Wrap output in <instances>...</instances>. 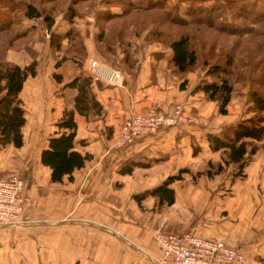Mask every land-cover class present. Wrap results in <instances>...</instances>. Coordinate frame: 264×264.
<instances>
[{
  "label": "crops",
  "instance_id": "0c3cea01",
  "mask_svg": "<svg viewBox=\"0 0 264 264\" xmlns=\"http://www.w3.org/2000/svg\"><path fill=\"white\" fill-rule=\"evenodd\" d=\"M79 16L73 21L55 18L52 31L72 30L75 35L71 41L66 37L61 48L52 45L42 17L24 16L20 31L29 32L27 45L7 50L11 61L24 66L37 60L38 65L21 91L27 116L24 142L0 148V176L17 172L26 181L19 223L0 224V264H159L153 237L159 226L225 239L245 249L247 264H264V149L238 173L232 163H225L223 149L212 148L209 138L254 115L249 85L236 84L228 111L222 113L218 101L208 99L204 91H193L205 70L200 66L177 70L171 61V43L152 33L153 23L146 28L132 24L124 36H113L106 28L108 38L99 40L96 16ZM77 40L83 43L84 54L70 50ZM93 58L120 67L125 85L94 78L93 91L102 113L75 112V149L89 157L72 178L66 175L53 181L42 151L52 135L67 130L58 123L65 107L74 104L77 89L66 84L78 75H91ZM177 103L199 119L117 145L126 117L170 112ZM209 161L221 162L225 169L209 174ZM171 175L179 176L169 183L175 200L160 207L151 190ZM34 203L45 218L54 220L48 225L52 229L38 236L41 241L49 237V242L35 245L32 236L23 242L20 233L9 239L20 223L30 225L36 219ZM26 229L30 233L33 228ZM49 243H54L53 259L46 255ZM36 247L42 253L32 258L27 251Z\"/></svg>",
  "mask_w": 264,
  "mask_h": 264
},
{
  "label": "trees",
  "instance_id": "16d2710c",
  "mask_svg": "<svg viewBox=\"0 0 264 264\" xmlns=\"http://www.w3.org/2000/svg\"><path fill=\"white\" fill-rule=\"evenodd\" d=\"M50 1V0H43ZM41 0H22L23 15L28 17H42L49 29L55 21V4L43 7ZM84 0H71L67 8V17L73 21L74 17L81 15L79 2ZM122 11L119 13L100 9L95 14L101 27L98 33L99 40L108 38L106 28L112 31L113 36L126 35L129 27L134 24L142 27L144 11L151 12V20L154 21L153 34L171 35L172 55L171 61L175 68L181 72H186L191 68L202 67L204 74L193 91H204L210 100L219 103V110L222 113L228 111V103L238 82H243L250 87V98L254 102L255 114L240 119L235 125L225 131L223 135L210 134L209 138L213 149H223L226 157L225 163H232L237 172L241 173L246 163L264 144V50H260V61L255 58L250 59L240 54L241 44L239 35L249 32L248 27L240 17H245L250 12L258 17L261 11L257 7L256 0L235 4L236 0H183L180 3L187 5L181 10L180 3H173L169 0H125ZM39 2V3H38ZM93 0H89V3ZM15 0H0V46L10 47L14 40L27 37L29 32H21L22 16L16 12V8L21 5ZM17 5V6H16ZM250 5L252 8H250ZM78 6V7H77ZM102 10V11H101ZM228 13L230 17L226 18ZM247 13V14H246ZM100 14L101 16H98ZM226 16V17H225ZM226 18L227 21L224 20ZM259 18H255V20ZM225 21V22H224ZM144 22V21H143ZM177 24H176V23ZM182 26H179V25ZM193 24H206L216 28L219 33H227L231 37H236L229 50L223 49L220 53L215 50L216 45L223 43L214 41L211 44H196L195 34L189 33L185 28ZM174 25H177L180 32L176 33ZM184 25V26H183ZM254 33L261 32L259 38L264 49V26L251 29ZM187 31V32H186ZM236 32V33H234ZM236 34V36H235ZM51 43L53 46L61 48L66 37L75 38L72 30L63 34L55 31L51 33ZM74 35V36H73ZM230 37V38H231ZM221 43V44H220ZM71 51L80 54L85 53V47L81 40H77ZM201 45V46H200ZM72 46V45H71ZM200 46V47H199ZM29 47V46H28ZM245 49V46H243ZM237 49V51H236ZM257 49V48H256ZM66 57V56H64ZM58 60L57 63H60ZM38 61L34 60L28 65H20L8 60L4 52L0 55V148L9 143L20 146L24 142L22 128L27 121L26 111L23 106L21 91L25 81L30 75L37 73ZM60 80L61 76L57 74ZM94 78L91 75L81 74L74 77L66 85L77 89L74 104L66 106L64 115L58 123L63 130L59 134H54L49 138V147L42 151L43 163L51 167V178L53 181H62L66 175L73 177L76 168L83 166L88 154H83L75 149V135L77 121L75 112L89 116L91 112L102 113L103 106L96 98L93 91ZM225 169L221 162L209 161L206 172L213 174ZM179 177L171 175L160 185L151 190L158 197L157 204L161 207L165 203H173L175 200V190L169 183Z\"/></svg>",
  "mask_w": 264,
  "mask_h": 264
},
{
  "label": "built area",
  "instance_id": "2783aa9c",
  "mask_svg": "<svg viewBox=\"0 0 264 264\" xmlns=\"http://www.w3.org/2000/svg\"><path fill=\"white\" fill-rule=\"evenodd\" d=\"M90 69L93 78H104L116 86L125 85L124 71L106 60L93 58ZM186 111L184 104L177 103L170 112L133 113L120 125L117 145L123 147L159 129L198 120ZM25 186V179L17 172L0 177V224L19 223L26 203ZM153 237L159 249V264H247L245 249L222 238L190 231H167L162 226L155 230Z\"/></svg>",
  "mask_w": 264,
  "mask_h": 264
},
{
  "label": "rangeland",
  "instance_id": "374dc122",
  "mask_svg": "<svg viewBox=\"0 0 264 264\" xmlns=\"http://www.w3.org/2000/svg\"><path fill=\"white\" fill-rule=\"evenodd\" d=\"M15 1H18V3H17V5H18V4H20V2L22 0H15ZM41 1H43V0H41ZM144 1L145 0H138V2H144ZM169 1H172L173 3L177 2V4H179L183 0H169ZM256 1L258 3L257 7H259L261 9V11L259 13L257 12V14L258 15L262 14V13L264 14V0H256ZM70 2H71V0H50V1H45V2L43 1L42 6L47 8L48 6H52L53 4H55L56 5V7L54 8V9H56L55 10V14H56L55 18L68 19V17H67V14H68L67 8L69 7ZM88 2H89V0H84L82 2L81 1L79 2L78 6H80V8L78 10H81V12H82V14L79 17H81L82 15H95L97 13V11L100 10V9L111 11L112 8H114V10L116 9V10H121L122 11V8L124 6L123 3L126 2V1L125 0H93V2L87 4ZM244 2H248V1L247 0H236L234 3L238 5V3H244ZM20 5H21L20 7L16 8V12H18V14L21 15L22 18H23L24 17L23 10H22L23 6H22V4H20ZM180 7H181V10L183 11L184 9H186L187 5H185V3L184 4L180 3ZM250 8H252L251 5H250ZM144 12H145L144 13V20H143L144 22L142 21L141 25H142L143 28H146V27H149L152 23H154V21L151 20V17H152L151 15L152 14H151L150 11H144ZM98 16H101V15L98 14ZM229 17H230V13H228L226 18H229ZM226 18H224L225 21H227ZM255 18H259V19L255 20L256 23H254V20H253ZM240 20H243L244 23L246 24V27H248V29H249V32L243 33L242 35H239L238 39H240L239 42L241 44L240 54H243L242 56H247L250 59L255 58V60L260 61V57H259L258 53H261L260 50H262V51L264 50L263 46L261 44V40L259 38V35L261 34V32L254 33L251 29H252L253 26H255V27L264 26V15H262V17H258V16L254 15V14H252L250 12L245 17L241 16ZM179 26H182V25H179ZM179 26L174 25L173 27L177 28ZM107 28H108V25H107ZM182 28H183V30L185 28L189 33L195 34V38H193V39H194V42H196V44H198V45H199V43L201 45L203 43L204 44L205 43L206 44L207 43L211 44L214 41H216V42L220 41L221 43H223V45H216L215 46V49H216L215 51L217 53H220L221 50L223 51V49L229 50V48L232 45L233 41L236 40L235 39L236 37H231L227 33H223V34L219 33L216 28H213L212 26H206V24H193V25H190L189 27H185L184 26ZM50 31L52 33L51 29H50ZM108 31H111V30L108 28ZM177 32H180L178 28L176 29V33ZM51 33H50V35H51ZM234 33H236V32H234ZM160 36H162V38L164 40L169 41L171 43V38H172L171 35L166 36V35L163 34V35H160ZM235 36H236V34H235ZM27 40H28V37H26V38L23 37L22 39L14 40V44L12 46H10V47L4 48V47L0 46V55L2 54V52H4V55L7 58V50L8 49L12 48V49L20 50V49L25 48L26 45H27L26 44ZM243 46H245V49H244ZM27 48L29 49L31 47L29 46ZM236 51H237V49H236ZM260 62L264 65L263 61H260ZM191 69L193 70V68H191ZM238 83L239 84L240 83L244 84L243 82H238ZM244 85H247V84H244ZM181 104H183V103H181ZM186 112L191 118L199 119L198 115L190 113L189 111H186ZM0 177H2V176H0ZM34 207H35L34 208V213L37 216L36 219H34L30 223V225H24L23 224L21 226V223H20V225L18 224L20 228L18 230L13 229V231H10L11 233L8 234V238L9 239L12 238V235L14 233H20L19 237L23 238L21 240L23 242H27L28 239H30L29 238L30 236H32V238H33V239H30L31 241L35 240V245H37V244L41 245L43 243L49 242V240H50L49 237L44 239L43 241H41V239L38 238V236L41 237L42 235H46L47 234L46 231L52 229L48 225H50V222H52L54 220H49V219L45 218L44 215H42V213L39 210L40 206L39 205L37 206L36 203H34ZM53 223L55 224V222H53ZM26 228H33V229H31V232L29 233V232H27ZM52 244H54V243L47 244L50 248L48 247L46 255H47V258H50V259L54 258V253H55V248L53 247ZM11 246L14 247L13 242H11ZM23 250L24 251L26 250L25 246H23ZM40 253H42V252H41V250H38L37 247L34 250L31 249V251H27V254L30 257H32V258H37L38 255H40Z\"/></svg>",
  "mask_w": 264,
  "mask_h": 264
}]
</instances>
